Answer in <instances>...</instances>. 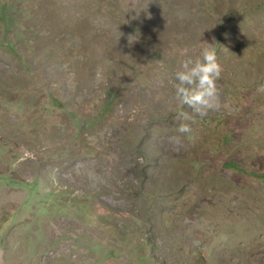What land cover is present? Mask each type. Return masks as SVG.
<instances>
[{
	"label": "rangeland",
	"instance_id": "1",
	"mask_svg": "<svg viewBox=\"0 0 264 264\" xmlns=\"http://www.w3.org/2000/svg\"><path fill=\"white\" fill-rule=\"evenodd\" d=\"M0 264H264V0H0Z\"/></svg>",
	"mask_w": 264,
	"mask_h": 264
},
{
	"label": "clouds",
	"instance_id": "2",
	"mask_svg": "<svg viewBox=\"0 0 264 264\" xmlns=\"http://www.w3.org/2000/svg\"><path fill=\"white\" fill-rule=\"evenodd\" d=\"M215 49L205 43L196 55H183L178 68L168 78L179 104L190 105L191 110L200 115L218 107L215 78L220 73V64L217 62ZM182 51L187 53L188 49ZM177 131L188 133L189 125L180 123ZM170 140L174 144L179 143L180 137L172 136Z\"/></svg>",
	"mask_w": 264,
	"mask_h": 264
}]
</instances>
